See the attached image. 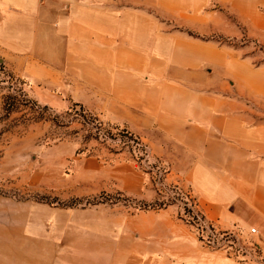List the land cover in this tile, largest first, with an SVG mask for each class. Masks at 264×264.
<instances>
[{
  "label": "crops",
  "instance_id": "0c3cea01",
  "mask_svg": "<svg viewBox=\"0 0 264 264\" xmlns=\"http://www.w3.org/2000/svg\"><path fill=\"white\" fill-rule=\"evenodd\" d=\"M142 2L0 0L1 69L24 81L37 101L78 103L146 142L169 166L166 177L191 189L207 221L222 231L254 227L264 247V124L250 125L199 75L185 81L186 71L203 63L200 46L172 41L175 33L162 40L153 19L130 12L129 4ZM188 44L194 56L174 52ZM71 150L65 142L52 145L33 183L63 200L113 192L144 197L148 174L133 161ZM48 210L58 218L42 244L72 246V226L82 231L90 224L71 220L82 210ZM138 230L144 233V225ZM194 262L237 264L216 254Z\"/></svg>",
  "mask_w": 264,
  "mask_h": 264
},
{
  "label": "rangeland",
  "instance_id": "374dc122",
  "mask_svg": "<svg viewBox=\"0 0 264 264\" xmlns=\"http://www.w3.org/2000/svg\"><path fill=\"white\" fill-rule=\"evenodd\" d=\"M128 8L153 19L162 40L164 33H175L172 41L200 46L203 63L188 69L185 81L192 83L199 75L210 93L219 90L250 125L264 124V0H143ZM174 52L189 57L197 51L188 44ZM126 137L136 136L78 103L37 101L24 81L0 66V264H196L194 260L211 254L237 264H264V247L255 234L238 227L218 230L205 219L189 187L157 177L133 161L139 154ZM59 142L69 144L74 155L98 153L133 161L148 174L144 197L113 192L63 200L34 184L32 176L46 166L47 150ZM189 197L209 227L195 218ZM48 209L82 210L73 212L71 220L90 224L82 231L72 226V246L42 244L58 218ZM32 217L40 222L34 234L27 232ZM96 221L102 224L96 227ZM210 227L219 234L232 233L233 243L222 249L218 236L213 244Z\"/></svg>",
  "mask_w": 264,
  "mask_h": 264
},
{
  "label": "built area",
  "instance_id": "2783aa9c",
  "mask_svg": "<svg viewBox=\"0 0 264 264\" xmlns=\"http://www.w3.org/2000/svg\"><path fill=\"white\" fill-rule=\"evenodd\" d=\"M125 140L128 141L127 143H130L132 145L133 152H137L139 154V158H137V160H133V161H135L136 163L138 162V165L140 167H142L144 170L154 171L156 173L157 177H166L168 175V173H169L168 166L165 165L160 160L154 158L151 155V151L149 150V148L139 138H137V137H134V138L126 137ZM190 200H191V198L189 197L188 207L194 213L195 218L201 224H203L205 227H209L210 225H208V223L203 218L202 214L200 213V211L197 208L195 201H193V200L190 201ZM209 229H210V234L213 238V240H212L213 244H214V242H217V240H215V239L218 236H220V238L223 239V244H222L223 248L222 249L227 247V246H225V243H233L234 235L232 233H226L225 232L223 234H221V233L219 234L216 231H214V229L212 227H210ZM249 233L255 234L256 229L254 227L250 228Z\"/></svg>",
  "mask_w": 264,
  "mask_h": 264
}]
</instances>
